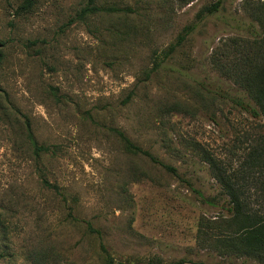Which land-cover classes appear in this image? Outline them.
<instances>
[{"label": "rangeland", "instance_id": "obj_1", "mask_svg": "<svg viewBox=\"0 0 264 264\" xmlns=\"http://www.w3.org/2000/svg\"><path fill=\"white\" fill-rule=\"evenodd\" d=\"M23 1L0 0V264H105L101 244L115 264L245 261L217 243L229 199L203 157L238 167L262 124L232 98L264 0Z\"/></svg>", "mask_w": 264, "mask_h": 264}, {"label": "trees", "instance_id": "obj_2", "mask_svg": "<svg viewBox=\"0 0 264 264\" xmlns=\"http://www.w3.org/2000/svg\"><path fill=\"white\" fill-rule=\"evenodd\" d=\"M35 2L36 0H24L18 7V11H31ZM221 5V1L214 3L204 10L205 15L214 14ZM124 11L130 10L115 7L100 8L96 5V0H87V4L80 11L79 17L82 18L98 12ZM198 18L202 19L201 16ZM256 20L259 23V29L254 28L252 30L253 39L245 41L244 49L233 68L234 83L238 85L243 94L233 97L232 100L237 107L251 114L254 119L262 120V124L254 127L255 136L238 167H232L231 163H226L214 155L206 154L203 157V161L208 165L212 176L220 184L229 199L227 208L229 216L224 221L226 226L224 231L226 232L220 234L217 243L221 249L230 255L246 259L241 264H247V261L250 260L256 264H264V1L257 7ZM196 27L195 23L184 27L176 42L162 53V59L155 62V67L152 70L160 68L163 62L169 59L195 31ZM2 46L4 44L0 42V47ZM1 59L2 52H0V61ZM228 95V97L231 96ZM245 97L248 99L246 100ZM117 133L124 141L128 152L145 156L168 172L178 175L176 168L165 164L149 151L135 145L122 132L117 131ZM28 138L36 154L50 151V147L37 143L29 127ZM45 183L47 184V182ZM251 188L254 189L255 193L250 192ZM88 229L91 233L101 235V232L94 229L90 224H88ZM101 250L105 254V264H115L114 259L108 254L103 244H101ZM183 263L184 261L180 260L172 264ZM148 264L156 263L150 262Z\"/></svg>", "mask_w": 264, "mask_h": 264}]
</instances>
